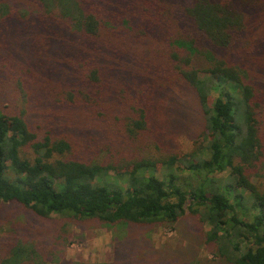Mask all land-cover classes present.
Returning a JSON list of instances; mask_svg holds the SVG:
<instances>
[{"label": "trees", "instance_id": "obj_1", "mask_svg": "<svg viewBox=\"0 0 264 264\" xmlns=\"http://www.w3.org/2000/svg\"><path fill=\"white\" fill-rule=\"evenodd\" d=\"M25 2L0 0V31L11 30L3 38L7 45L14 50L15 43L33 54L36 45L45 43L42 31L50 25L67 26L86 40L85 48L80 47L85 54L82 64L116 53L113 42L102 41L111 33L127 36L133 31L132 38L137 39L140 30L170 26L169 40L186 53L184 58L172 53L174 63H165L164 68L158 58L143 57L137 60L141 65L135 62L142 72L121 89L141 83L138 95L157 98L167 83L184 81L194 91L204 144L197 143L181 156L161 158L123 148L145 142L156 127L148 108L135 104L123 116L127 139L109 132L108 156L100 162L86 161L71 153L66 138L52 131L39 135L25 116L24 105L13 114L0 110V207L16 203L42 219L91 220L117 229L120 224L172 225L189 213L207 226L206 241L213 242L217 257L228 264H264V189L258 181L264 166V99L254 77L242 68L252 71L256 64L264 70V0H31V10L21 15L18 5ZM11 21L14 26L35 27L25 30L31 35L28 42L15 39L24 29L9 27ZM9 53L10 49L4 58L0 51V76H6L9 91L17 89L18 100L26 102L24 90L18 91L23 69L18 74L16 64H7ZM196 56H202L207 66L196 65L192 61ZM92 69L68 77L73 83L76 76L82 83L76 81L79 88L71 86L66 92L69 101L75 92L78 98L83 95L81 86L100 81V69ZM118 74L126 78L128 70ZM61 104L59 98L52 109L59 110ZM225 171L226 177L214 176ZM128 239L119 242L113 262L98 264H134L121 262ZM43 255L40 248L17 242L0 256V264H43Z\"/></svg>", "mask_w": 264, "mask_h": 264}, {"label": "rangeland", "instance_id": "obj_2", "mask_svg": "<svg viewBox=\"0 0 264 264\" xmlns=\"http://www.w3.org/2000/svg\"><path fill=\"white\" fill-rule=\"evenodd\" d=\"M31 3V0H26L25 3L18 5L21 15H26L25 12L31 10L29 9ZM36 24L34 21L35 26ZM8 26H12L17 31L24 29L20 32L21 35L17 34L15 37L16 40L23 42H28L31 37L25 31L29 29L28 26L32 30L35 28H32L31 24L14 26L13 21ZM37 28L38 26L36 30ZM55 28V25L53 27L50 25L48 30L41 32L46 36L45 43H39V47L36 45L33 54L27 53L23 47L17 48L15 43L12 50L3 40L4 35L11 30L3 28L0 31L1 55L6 58L5 53L8 49L11 50L7 64H16L19 67L18 74L23 69L21 74L23 83L17 87L18 91L22 88L26 94V102L18 100L17 89L9 91L7 77L1 74L0 110L2 112L17 113L24 105L25 116L31 119L33 129H37L39 135L52 131L66 138L71 145V153L86 161L100 162L108 156L110 150L106 141L109 132H113L118 138L127 139L123 116L127 111L130 112V107L135 104L148 108L150 121L156 127L154 134L150 132L145 137V142L129 143L123 148L132 149L139 155L161 158L172 153L181 156L191 152L197 147V143L204 144L203 125L200 111L195 103L194 91L184 81L167 83V89L157 98L138 95V90L142 89L138 87L141 83L138 85L135 83L130 90L121 89L127 81L135 79L136 73L142 72L143 68L137 67L135 62L143 57L149 60L158 58L164 68H166L165 63H174L172 53L184 58L186 53L176 50L172 45L173 42L169 40V30H172L170 26L166 25L165 29L158 27V31L140 30L138 32L142 35L138 38L136 33L137 39L132 38L135 36L133 31L127 36L119 31L118 35L113 36L111 33L108 37L103 38V36V43L106 44L107 40L113 42L112 46L116 49V53H106L104 59L98 62L95 58L89 59L86 64H82L85 57L81 58V56L85 54L80 49V47L85 48L86 40L80 34H73L67 26ZM175 34L176 31L173 32L174 39L178 37ZM201 47L208 48L206 43H201ZM81 52L82 54L79 55ZM115 58L118 61L113 64ZM192 61L200 67L207 66V61L202 56H196ZM93 63L96 64L92 65ZM138 64L141 65L139 62ZM93 66L100 69V81L81 86L83 95L78 98L75 92V99L69 101L66 92L71 86L74 90L79 88L76 81L82 83L76 76L72 77L73 83L68 77L73 74H87L93 70ZM252 66L253 72L247 69L249 66L242 68L250 72L249 76L254 77L256 88L260 91L258 93L264 99L262 93L264 70H260L256 64ZM27 68L30 70L27 71ZM112 68L117 69L114 71ZM122 69L128 70L126 78L118 74ZM143 85H146L145 82ZM12 88L14 87H10ZM59 98H62V104L59 110H53L52 106ZM136 98L139 100L135 101ZM262 104L264 106V101ZM111 107L113 109L109 110ZM261 117L263 118L261 131H264V112ZM111 152L116 153V147H111ZM155 175L159 177L160 172H156ZM227 175L228 171H225L214 176ZM258 178L260 186L264 189V166ZM118 227L120 228L91 220L73 222L57 216L42 219L19 204H5L0 207V256L5 254L11 245L26 242L42 250L44 255L40 262H45L43 264L113 262L119 242L129 237L130 240H126V250L123 253L125 257L121 262L228 264L226 260L215 255L216 248L213 242L206 241L207 226L200 222L198 216L187 213L172 225L141 223L120 224Z\"/></svg>", "mask_w": 264, "mask_h": 264}]
</instances>
